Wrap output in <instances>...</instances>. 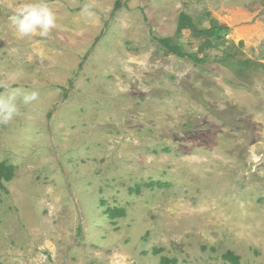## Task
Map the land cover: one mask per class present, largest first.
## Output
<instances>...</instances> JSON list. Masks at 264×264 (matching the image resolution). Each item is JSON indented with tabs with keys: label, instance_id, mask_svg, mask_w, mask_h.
Returning a JSON list of instances; mask_svg holds the SVG:
<instances>
[{
	"label": "rangeland",
	"instance_id": "rangeland-1",
	"mask_svg": "<svg viewBox=\"0 0 264 264\" xmlns=\"http://www.w3.org/2000/svg\"><path fill=\"white\" fill-rule=\"evenodd\" d=\"M28 2L0 0V93H39L0 123V264H264V0H45L18 39ZM182 12L230 29L203 63L156 41L197 52Z\"/></svg>",
	"mask_w": 264,
	"mask_h": 264
},
{
	"label": "trees",
	"instance_id": "trees-1",
	"mask_svg": "<svg viewBox=\"0 0 264 264\" xmlns=\"http://www.w3.org/2000/svg\"><path fill=\"white\" fill-rule=\"evenodd\" d=\"M119 5L120 3L117 2L115 7H119ZM206 20L209 23L208 26H204L202 24V21ZM183 31H189L191 39L197 43L196 53L192 54L184 51L179 44L175 43L174 38H157L156 41L167 51V53L182 59H189L193 63L199 64L205 62L204 58H199V54L203 53L207 49L219 48L225 40V37L228 35L230 29L226 26L220 25L217 20L211 18L209 13H205L204 17L195 21L192 17L182 12L178 18L176 36H181ZM231 58L232 56L227 53V55L221 59V62L224 63L225 66L232 68L233 64L229 61ZM241 64L245 68H249L251 65L249 61H243ZM239 71L242 72V69H239ZM13 174V166L7 165L6 163H0V188H4L3 182H10L12 180ZM163 186L164 184L160 182H152L148 184L149 188H161ZM104 214L111 221H113L116 218L124 217L126 212L124 209L106 208L104 210ZM222 259L230 264H239L238 256L234 255L232 252H226L222 256ZM159 264H176V260L162 257L160 258Z\"/></svg>",
	"mask_w": 264,
	"mask_h": 264
},
{
	"label": "clouds",
	"instance_id": "clouds-1",
	"mask_svg": "<svg viewBox=\"0 0 264 264\" xmlns=\"http://www.w3.org/2000/svg\"><path fill=\"white\" fill-rule=\"evenodd\" d=\"M81 14L86 18L94 15L92 9L85 5ZM8 21L18 39L40 37L46 38L57 27V17L45 0H32L17 7L9 15ZM39 99L37 91L14 87L7 93H0V123L12 121L19 113V104L32 105Z\"/></svg>",
	"mask_w": 264,
	"mask_h": 264
}]
</instances>
